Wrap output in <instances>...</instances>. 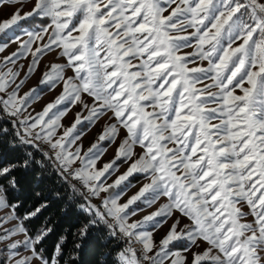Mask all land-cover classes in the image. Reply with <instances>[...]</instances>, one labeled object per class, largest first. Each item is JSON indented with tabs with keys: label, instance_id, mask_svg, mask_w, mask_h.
I'll list each match as a JSON object with an SVG mask.
<instances>
[{
	"label": "snow or ice",
	"instance_id": "6c2138e0",
	"mask_svg": "<svg viewBox=\"0 0 264 264\" xmlns=\"http://www.w3.org/2000/svg\"><path fill=\"white\" fill-rule=\"evenodd\" d=\"M5 2L27 5L29 0H0ZM31 5L0 21V36L6 38L0 53L18 44L0 59V110L22 142L47 144L61 173L87 188L86 210L109 226L110 235L127 240L119 264H264V2L31 0ZM24 21L31 27L16 34ZM187 47L194 52L182 54ZM45 50L58 51L66 63H53L40 86L53 90L62 84L63 91L32 116L28 107L40 93L35 88L23 96L19 92ZM29 55L27 72L17 82L23 68L18 59ZM67 68L72 76L65 75ZM85 94L92 98L91 108ZM77 102L88 116L77 113L63 137L54 140L61 117ZM61 104L67 106L63 111L57 109ZM109 111L115 123L99 139L114 140L121 127L127 133L116 158L127 162L136 145L143 149L115 185L136 173L150 182L123 205L118 197L105 199L100 210L90 198L107 191L97 181L115 161L93 171L99 155L94 144L91 155L80 158L82 166L73 168L79 148L72 152L73 140L65 138L83 121L91 124ZM161 197L167 202L156 211L128 223L129 215L143 211L127 212L131 205L141 201L151 207ZM176 212L180 216L155 245L153 232ZM182 217L190 221L183 227ZM133 242L142 245L140 258ZM177 244L185 245L184 252L205 247L189 261L172 250ZM16 248L12 264H40L34 246L24 256L18 241Z\"/></svg>",
	"mask_w": 264,
	"mask_h": 264
},
{
	"label": "trees",
	"instance_id": "16d2710c",
	"mask_svg": "<svg viewBox=\"0 0 264 264\" xmlns=\"http://www.w3.org/2000/svg\"><path fill=\"white\" fill-rule=\"evenodd\" d=\"M22 140L0 110V184L37 250L58 264H119L124 240L94 220L84 190L41 147ZM0 264H7L1 251Z\"/></svg>",
	"mask_w": 264,
	"mask_h": 264
},
{
	"label": "rangeland",
	"instance_id": "374dc122",
	"mask_svg": "<svg viewBox=\"0 0 264 264\" xmlns=\"http://www.w3.org/2000/svg\"><path fill=\"white\" fill-rule=\"evenodd\" d=\"M264 2V0H262ZM31 0H29V3L27 5L22 4H8L3 3L0 4V21H3L5 19L10 18V16L18 9L22 8L23 12H27L31 10ZM168 13L166 12L165 15ZM31 22L24 21L21 22V25L19 28H17L16 34H19L20 29L23 28H30ZM25 39L27 37H24ZM5 37L0 36V43L5 42ZM47 41V36H45V39L43 41H39L38 45L42 46ZM36 45H34L35 47ZM18 44L11 43L3 53H0V59L3 57L10 56L13 52L17 50ZM47 53V50H45ZM194 47H187L182 49L183 53H193ZM39 55V54H38ZM32 57L29 55L27 58L18 59V65L23 64V68L20 69V75L18 77L17 82H19L20 79H23L28 66L31 62ZM53 63L57 64H64L66 63V58L61 57L58 55V51L50 52L45 55H42L40 57L39 64L37 65L36 71L33 72V74L25 81L23 87L20 89L19 95L23 96L25 93L29 92L32 89H37V91L40 93L39 99L35 100L34 103H32L28 107V113H31L32 116H36L37 113H40L43 111L44 107L53 102L63 91V85H57L53 90H48L47 87H41L40 86V80L43 78V73L46 72L50 66ZM201 64L204 67H207V62H197ZM197 64H190L189 67H195ZM9 67H12V65H9ZM66 76H72L73 70L71 68H67L65 70ZM208 82V81H206ZM215 91V89H213ZM237 94H239V90L237 89ZM88 104L89 108L92 106V98L88 97L86 94L82 97ZM67 107L65 104H61L57 106V109L60 111H63ZM57 109H53L50 111L49 116H52L53 113L57 111ZM81 113L82 116L87 117L88 111L79 103L77 102L73 106H71L68 111L63 115L59 121L60 127L56 130V136L55 139H60L63 137L64 130L67 128H70L73 123L76 120V114ZM112 116V113L109 111L103 116H101L98 120L95 122L89 124L87 121H83L81 124L77 125L75 131L73 132L72 136L67 139H72L73 143L69 145V148L72 152L75 153L76 149L79 148V157L76 158L73 161V168L81 167L80 158H83L86 156V154L91 155L88 150L93 148V145L95 144L97 147L93 149V152H99L98 158L96 159V163L93 167V171H101L103 170L104 166L106 164L112 163L113 167L109 169L108 172L105 173L103 177L100 178L97 183H101L104 185L105 188H107V191L101 192L99 196L91 197L90 202L100 210L104 209L103 201L108 198H116L118 197L117 203L120 205H123L127 203V201L134 195H136L140 188L145 184L149 183V179H146L144 174H133V176H130L127 180L122 181L119 185H115V181L123 175L125 172H127L130 164L138 158L139 155L142 154L143 149L139 145H136L134 147V155L132 159L125 162L123 158L117 159V151L125 139L127 133L126 130L122 127L119 128L117 135L114 140H103L101 141L99 139L100 135L104 133L105 129L108 128L111 124L115 123L114 119H109V117ZM45 119H48V117H45ZM215 122V121H214ZM79 137L76 139L75 137ZM64 142V141H62ZM47 154L49 153L50 156L54 155L51 152V149L47 144H41L40 146ZM55 161V160H54ZM56 162V161H55ZM57 164V162H56ZM77 185H79L84 192H87V188L84 187L83 184H81L77 180H73ZM110 185H115L114 187H109ZM167 202L166 197H161L159 200L156 201L155 204H153L151 207H146L145 204H143L141 201L135 202L133 205L127 209V212H131L134 209L140 208L143 209V211H138L136 215H129L128 223H134L138 222L143 219L144 216L151 214L153 211H156L162 204ZM89 203V201H88ZM14 207L8 202V199L6 197L5 191L0 184V221H3V228L0 229V251L4 253L7 264H12L13 258L18 254L17 248H16V242L18 241L21 245H23V248L19 249L20 256L28 255V252L26 249L35 247V250L33 252V255H36L38 258L42 257L40 260V264H49V260H47L42 254L37 250L35 240L30 236L28 233L26 227L24 226L22 220L16 215L15 209L13 211ZM247 210V209H245ZM177 216H180V213L176 212L171 218L167 220L165 224H163L159 229L155 230L153 232V241L155 245H158L159 242L166 236L168 233L171 224L176 219ZM249 221L252 219L251 217L247 218ZM190 223V221L187 220V218H181V227L183 225ZM151 231V229H149ZM21 231L25 233L18 234ZM124 243L127 247V240L123 239ZM27 241V243H25ZM133 248L137 250V258H140L139 249L142 248V245L133 242ZM173 251H180L182 255L187 256L188 260L190 261L192 259L193 252H200L204 250L205 245L201 244L199 248L193 246L190 251L184 252L183 249L185 247L184 244H177L175 246H171ZM31 256L28 257L29 260H31ZM51 264H58V261L56 259L51 260Z\"/></svg>",
	"mask_w": 264,
	"mask_h": 264
}]
</instances>
